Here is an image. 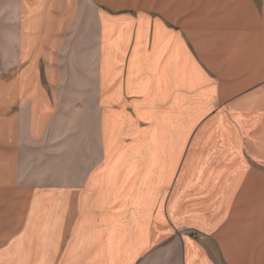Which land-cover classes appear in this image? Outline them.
Here are the masks:
<instances>
[{
    "label": "crops",
    "instance_id": "crops-1",
    "mask_svg": "<svg viewBox=\"0 0 264 264\" xmlns=\"http://www.w3.org/2000/svg\"><path fill=\"white\" fill-rule=\"evenodd\" d=\"M263 80L264 0H0V264H264Z\"/></svg>",
    "mask_w": 264,
    "mask_h": 264
},
{
    "label": "rangeland",
    "instance_id": "rangeland-1",
    "mask_svg": "<svg viewBox=\"0 0 264 264\" xmlns=\"http://www.w3.org/2000/svg\"><path fill=\"white\" fill-rule=\"evenodd\" d=\"M230 47L231 48H236V49H238V48H242V47H234V46H229V49H230ZM233 52H234V50H233ZM242 66V64L241 63H234V66ZM264 81V80H263ZM249 87V85L248 86H246V87H244V89H247ZM242 91V90H241ZM245 94H243V96H244ZM242 96V94L240 95V96H237V97H235V98H231V99H229L228 101H226V102H223V104L219 107V109L218 110H216L215 111V113H216V115L217 114H221V113H224L225 112V114L227 115V116H229L230 114H231V112H229L228 111V106L233 102V101H235L236 99H238V98H240ZM211 101H212V99H211ZM226 110V111H225ZM230 119H231V116H230ZM191 121H193L194 122V119L192 118L191 119ZM234 122V121H233ZM194 130H196V129H194ZM195 133V131H193L192 133H191V139L193 138V134ZM246 134H247V132L245 133L244 131L243 132H241V139L243 140L244 139V141H243V144H246V140L248 139V137H246ZM251 166V168H252V170H260V171H262V172H264V165L263 164H259V163H255V162H250L249 163ZM46 258L48 259H53L54 258V256L53 255H51V256H46Z\"/></svg>",
    "mask_w": 264,
    "mask_h": 264
},
{
    "label": "built area",
    "instance_id": "built-area-1",
    "mask_svg": "<svg viewBox=\"0 0 264 264\" xmlns=\"http://www.w3.org/2000/svg\"><path fill=\"white\" fill-rule=\"evenodd\" d=\"M191 235H193V237H197V235L196 234H194V233H190ZM198 237H200V236H198ZM202 238V237H201Z\"/></svg>",
    "mask_w": 264,
    "mask_h": 264
},
{
    "label": "bare ground",
    "instance_id": "bare-ground-1",
    "mask_svg": "<svg viewBox=\"0 0 264 264\" xmlns=\"http://www.w3.org/2000/svg\"><path fill=\"white\" fill-rule=\"evenodd\" d=\"M227 130H228V128H227ZM221 159V158H220Z\"/></svg>",
    "mask_w": 264,
    "mask_h": 264
}]
</instances>
